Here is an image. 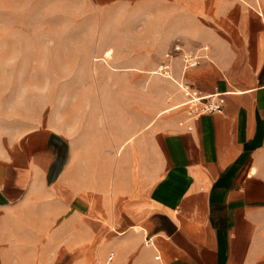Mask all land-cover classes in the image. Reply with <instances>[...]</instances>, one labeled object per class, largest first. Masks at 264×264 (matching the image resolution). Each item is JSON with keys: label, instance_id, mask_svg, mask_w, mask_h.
I'll return each mask as SVG.
<instances>
[{"label": "crops", "instance_id": "0c3cea01", "mask_svg": "<svg viewBox=\"0 0 264 264\" xmlns=\"http://www.w3.org/2000/svg\"><path fill=\"white\" fill-rule=\"evenodd\" d=\"M186 4L171 65L222 108L91 94L1 136L0 264H264V0Z\"/></svg>", "mask_w": 264, "mask_h": 264}, {"label": "rangeland", "instance_id": "374dc122", "mask_svg": "<svg viewBox=\"0 0 264 264\" xmlns=\"http://www.w3.org/2000/svg\"><path fill=\"white\" fill-rule=\"evenodd\" d=\"M187 2L0 0V137L58 128L91 94L131 96L149 117L183 94L180 108L191 115L171 65L173 27L189 15Z\"/></svg>", "mask_w": 264, "mask_h": 264}, {"label": "built area", "instance_id": "2783aa9c", "mask_svg": "<svg viewBox=\"0 0 264 264\" xmlns=\"http://www.w3.org/2000/svg\"><path fill=\"white\" fill-rule=\"evenodd\" d=\"M177 50H181L180 46L176 47ZM200 56L194 55L191 56L189 54L185 55L184 61V69L187 70L191 65L197 64L199 62ZM185 94L188 97V103L191 104V112L193 114H200L203 112L209 111H217L222 108V103L219 101H210V97L201 94V92L190 86L189 84H185ZM113 256H110L109 259H112ZM109 264V263H106Z\"/></svg>", "mask_w": 264, "mask_h": 264}]
</instances>
